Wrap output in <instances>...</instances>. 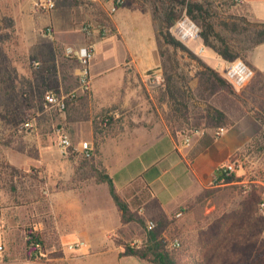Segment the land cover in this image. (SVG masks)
Returning <instances> with one entry per match:
<instances>
[{
	"label": "crops",
	"instance_id": "crops-1",
	"mask_svg": "<svg viewBox=\"0 0 264 264\" xmlns=\"http://www.w3.org/2000/svg\"><path fill=\"white\" fill-rule=\"evenodd\" d=\"M78 1V6L73 3L57 5L53 10L39 13L33 0H0V17L12 16L26 24L31 49L38 48V53L43 52L42 48L52 51L56 46L63 52L72 48L83 53L89 43L94 45L92 87L89 93L79 96L77 103H81L80 106L83 103L84 108L90 106V112L98 113L99 118H69L73 144L80 148L82 142L89 143L97 165L106 168L113 177L122 198L134 197L128 195L132 192L129 187L139 180L149 185L152 197L166 213L172 214L195 194L213 185L220 176L216 173L219 165L241 153L260 134L263 126L252 112H248L217 134L214 142L204 150L197 153L192 151V145L181 146L167 123L154 118L145 103V94L154 87L148 78L149 70L162 72L151 8L143 7L136 0H125L110 16L114 33L103 37L97 30L91 35L84 33L79 24L87 20L102 22L108 4L103 0ZM229 3V14L264 22V0H243L241 3L229 0ZM46 27H53L54 36L45 32ZM190 41L194 44L190 45ZM185 43L224 76L229 61L206 46L201 37ZM207 47L209 53L205 54ZM246 60L255 72H264V43L249 49ZM75 61L74 75L78 78V59ZM106 116L111 118L104 124L102 120ZM58 148L42 150L46 154L50 152L51 161L61 163L60 170L56 171L57 179L51 176L52 189L48 198L49 214L59 238L84 240L83 248H89L91 255L107 256L100 259L101 264L110 263L114 256L117 264L119 259L131 257H120L123 246L118 243L122 239H117V233L122 234L124 227L136 223L123 224L109 185L93 182V177L77 179L68 158L70 154L61 155ZM140 192L143 191L139 189L135 193ZM139 209L140 213L144 212V208ZM6 238L0 229V241L5 242ZM3 245L7 250V242Z\"/></svg>",
	"mask_w": 264,
	"mask_h": 264
},
{
	"label": "rangeland",
	"instance_id": "rangeland-1",
	"mask_svg": "<svg viewBox=\"0 0 264 264\" xmlns=\"http://www.w3.org/2000/svg\"><path fill=\"white\" fill-rule=\"evenodd\" d=\"M35 1L32 2L34 7ZM54 1L56 7L69 3L80 5L78 0ZM207 1L212 4V9L218 13L220 19L232 15L228 13V0ZM136 2L143 7L149 6L153 19L155 10L156 15L163 11V0ZM184 13L186 11L182 15ZM6 16L0 17V229L7 238L5 242H0H7L8 249L0 258V264H14L16 261L26 260L27 228L42 235L47 254L43 259L45 264H84L83 260L89 262L88 264H101L100 259L107 256L97 253L91 255L87 247L70 250L69 244L79 239H60L56 227H53L48 199L52 189L50 181L51 176L52 179H57L56 171L60 170L61 163L51 161L48 156L50 152L46 154L42 150L58 147V128H65L70 135L69 118L82 120L78 118L91 116L94 120L99 118V114L90 112L88 105L86 108L83 103L80 106L81 103H77L80 97L66 112H61L45 102L44 95L47 91L69 92L76 89V58L57 46L52 51L46 48H42L43 52L40 53L38 48L32 51L26 24L20 23V19L17 21L12 16ZM103 20L104 15L101 18ZM143 21L146 22L147 18L144 17ZM87 22L92 21L80 22L79 29ZM154 23L157 38L159 22L154 19ZM218 29L222 30V27L218 25ZM51 35L54 36L53 27ZM229 41L234 45L240 44L236 38ZM189 44L193 45L194 41ZM162 48H168L177 59L178 73L186 77L182 83L192 89V95L188 97V118L181 117L174 110L173 104L162 92L163 82L154 85L151 92L145 94V103L154 118L167 123L172 133L177 135L178 143L184 148H188L183 143L185 131L198 129L200 132L189 144L194 152L205 132L215 133V130L194 125L195 117L204 113L209 105V99L207 101L201 97L198 90L195 73L200 68L187 53L174 50L171 45H163ZM207 53L209 47L205 49V54ZM246 54L247 52L241 58L246 60ZM151 72L153 70L148 73ZM249 83L233 88L242 94ZM29 120L33 126L27 129L24 123ZM68 158L77 179L92 177L91 162H98L94 154L85 157L72 150ZM236 159L238 165L234 174L241 180L234 183L215 182L209 187L212 191L210 197L197 200L187 212H172L173 222L165 236L171 248L174 240L180 242L175 251L180 264H264V212L259 206L264 200V135L255 137ZM179 211L182 214L177 216ZM11 227L17 230L10 229ZM142 231L143 228L138 224L126 226L122 230L123 236L117 233V239H122L125 243L140 244ZM116 259V256L110 258L111 262L108 264H117L114 262ZM119 261V264H147L137 256Z\"/></svg>",
	"mask_w": 264,
	"mask_h": 264
},
{
	"label": "trees",
	"instance_id": "trees-1",
	"mask_svg": "<svg viewBox=\"0 0 264 264\" xmlns=\"http://www.w3.org/2000/svg\"><path fill=\"white\" fill-rule=\"evenodd\" d=\"M162 3V13L156 15V10L154 11V19L159 22L157 44L164 77L162 92L169 98L174 110L181 117L188 118V97H191L192 89L188 88L186 83V85L182 83L186 77L178 73L177 59L168 48H162L163 45H171L174 50L187 53L198 63L200 69L196 71L195 77L198 80L199 94L205 100L209 99V105L204 109V113L195 117L194 125L206 130H215V133L205 132L196 150L197 153L214 142L219 128H229L248 112H252L253 116L260 121L263 126L260 135H264V72L256 71L242 95L235 91L233 85L224 76L209 66L172 32L173 26L182 16L183 11H186L201 26V38L204 44L213 48L225 60L232 62L244 56L249 49L264 43V22H253L239 15H229L225 19H220L207 0H163ZM103 14L105 16L103 22L110 26L111 34H113L114 28L110 15L105 11ZM218 25L222 27V30L218 29ZM231 38H236L240 44L230 43ZM239 155L240 153L233 155L231 159H236ZM91 163L93 182H104L109 185L111 195L121 212V222L136 223L143 228L140 244L118 240V243L123 246L119 253L120 257L137 256L145 260L147 264H180L175 252L180 243L171 248L165 236L173 218L171 214L163 210L158 200L152 197L149 185L135 180L129 187L132 192L128 194L134 197L127 200L118 194L113 177L106 168L98 166L96 161ZM11 166L14 168L13 165ZM239 180L241 179L233 173L225 176L224 183H234ZM139 189L143 192L136 194L135 192ZM211 192L209 188H204L177 210L187 212L197 200L210 197ZM139 208H144V212L140 213ZM150 221L154 223L152 228L149 227ZM37 242L43 243L42 235L32 228H27V255L34 253Z\"/></svg>",
	"mask_w": 264,
	"mask_h": 264
},
{
	"label": "built area",
	"instance_id": "built-area-1",
	"mask_svg": "<svg viewBox=\"0 0 264 264\" xmlns=\"http://www.w3.org/2000/svg\"><path fill=\"white\" fill-rule=\"evenodd\" d=\"M108 4L107 13L108 15H113L116 13L119 8L124 4L125 0H103ZM241 3L243 0H236ZM56 4L52 0H36L35 8L39 11H49L55 8ZM81 30L91 35L95 30L105 37L111 34V28L108 24L103 21L100 22H87L82 25ZM201 26L191 18L187 13H184L173 26L172 31L181 41L187 42L193 39H199L201 37ZM45 32L48 34L52 33L51 27H46ZM203 50V48L201 49ZM67 53L78 59L79 63V74H78V86L76 89L69 92H55L47 91L44 95L45 102L56 108L61 112H66L69 104L76 101L81 94H87L90 92L92 87V73H91V62L95 55V48L92 43L87 45L86 50L83 53H80L72 48L67 49ZM39 63L37 62L36 65ZM255 75L254 68L244 59L238 58L235 61L229 62L228 66L225 69L224 77L235 87H243L251 81ZM149 81L154 85H159L164 81L163 72H151L148 75ZM103 123L107 124L110 121V116L103 118ZM24 126L29 129L32 128L33 123L29 120L24 123ZM59 140L58 147L63 155H69L70 152L78 151L85 157H90L93 155V151L89 146L88 142H82L80 148L73 144L69 132L65 128H58ZM225 128L221 127L216 131V134L222 133ZM200 131L198 129H191L185 131L184 133V144L189 145L193 137L198 134ZM238 165L237 159H230L226 163L222 164L218 168L220 173L219 178H217L216 183H224L225 176L235 173L236 167ZM260 209L264 212V200L259 204ZM182 211L177 213V216H180ZM154 223L149 222V227L152 228ZM179 241L176 239L172 242V246L179 245ZM86 245L84 240H77L73 243H70L68 248L70 250H75ZM5 251L4 245L0 242V258H2ZM46 252L42 242L35 243V251L33 254L27 255L26 260L16 261L14 264H45L43 259L46 257Z\"/></svg>",
	"mask_w": 264,
	"mask_h": 264
}]
</instances>
